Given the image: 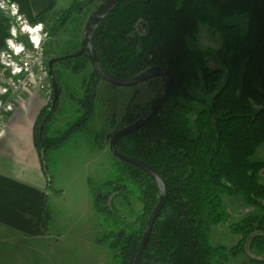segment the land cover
Returning a JSON list of instances; mask_svg holds the SVG:
<instances>
[{
    "label": "trees",
    "instance_id": "1",
    "mask_svg": "<svg viewBox=\"0 0 264 264\" xmlns=\"http://www.w3.org/2000/svg\"><path fill=\"white\" fill-rule=\"evenodd\" d=\"M11 1L32 23L55 5L53 0L49 10L34 16L28 0ZM80 10L73 1L50 31L65 27ZM244 18L245 31L231 23ZM5 23L0 11V51L8 37ZM200 26L221 36L219 50L195 48ZM94 50L104 69L117 78L131 79L162 67L174 79L168 99L151 122L118 144L123 154L153 168L168 193L137 264H226L240 256L248 258L243 264H264V163L254 160L264 145V0H125L98 29ZM61 61L73 64L74 71L91 64L86 52ZM88 79L84 97L78 100L82 115L72 127L58 137L48 136L57 106H46L37 119L35 146L47 175L48 154L83 130L94 115L103 80L94 68ZM140 117L139 107L131 102L119 126L128 127ZM116 122L111 119V125ZM118 165L121 177L102 187L112 192L96 198L94 207L105 221L121 226L123 217L113 200L123 197L130 206L132 194L125 183L138 187L143 212L137 228L125 226L98 241L109 243L115 258L129 264L160 193L144 171L122 161ZM226 198L242 199L254 211L229 226L231 235L239 238L230 248L212 243L214 229L231 217ZM42 212L48 224L46 201Z\"/></svg>",
    "mask_w": 264,
    "mask_h": 264
},
{
    "label": "crops",
    "instance_id": "2",
    "mask_svg": "<svg viewBox=\"0 0 264 264\" xmlns=\"http://www.w3.org/2000/svg\"><path fill=\"white\" fill-rule=\"evenodd\" d=\"M28 1L34 16L49 10L53 2ZM45 107L44 95L37 90L23 95L14 112L5 117L0 135V264H64L81 252L86 253V263L91 264L96 242L108 230L105 220L99 221L91 184L96 186V181L109 173L112 178L115 161L109 147L110 129H106L105 141H98L91 119L79 136L70 141L69 147L74 150L70 155L81 160L84 168L79 175L75 171L69 175L71 171H67L70 181L63 186L59 173L46 174L35 146L36 122ZM50 130L48 136L52 137ZM60 149L55 150L59 155ZM103 180L100 185L108 182ZM69 193L78 196L75 203H68ZM61 200L67 212L70 205L76 204L84 211L77 221L71 214L62 219L63 223L66 221L63 225L71 226L62 234ZM43 201L51 214L48 224L42 212ZM76 226H82L81 230ZM106 246L99 248L106 253Z\"/></svg>",
    "mask_w": 264,
    "mask_h": 264
},
{
    "label": "rangeland",
    "instance_id": "3",
    "mask_svg": "<svg viewBox=\"0 0 264 264\" xmlns=\"http://www.w3.org/2000/svg\"><path fill=\"white\" fill-rule=\"evenodd\" d=\"M7 1L10 2V4L16 5L19 11L18 17L20 15L22 18L21 20H18V17H13L11 14H7L6 11L0 10L3 15V19L6 20L5 24L8 26V37L6 39L5 46L0 51V53L4 50L6 51L8 45L10 46L11 44H13L14 47L27 46L30 44V39L34 38L35 41H40L43 46L46 66L48 65V61L54 58L59 59L58 62L53 65L54 76L57 81L58 88L60 89L59 101L49 125V130L52 126L49 133L50 136H52L51 138L58 137L70 127H72L81 117L82 111L78 100L84 97L86 86L88 85V78H90L93 73V67L91 64H88L85 69L74 71L73 64L61 60L70 59L68 56H71L79 51L88 19L103 0H55V5L51 11L48 12L37 23L29 22L21 14L20 7L16 3L12 2L11 0ZM73 1H76L78 4H80V13L74 15L65 27L58 28L55 31H50V28L58 20L61 13H63ZM10 4L9 6H11ZM244 19H234L231 21V23L245 31L246 19ZM33 28H36L34 29L35 31ZM188 45L193 47L194 44L191 41H188ZM221 46L222 39L218 33L211 31L206 26H200L195 48L202 51L210 49L215 52L219 50ZM211 61L214 64V60L211 59ZM1 67L2 66L0 65V68ZM163 85L164 80L161 78L128 88H119L108 84L105 81H100L97 87V93L94 102L95 112L92 117V121L90 120L92 122V130H95L98 133V141L104 142L106 129H110L108 138L110 143V136L121 129L119 122L125 115L126 108L131 102L139 107V113L142 116L153 103ZM198 89L199 88L193 90L197 91ZM112 118H117V122L114 126L111 125ZM80 132L72 135L68 141H66L65 144L60 147L61 149L59 148L61 150V155L58 154L59 151L52 150L47 156L45 165L47 167L48 174L50 176H54L56 173H59L58 179L63 186H65L66 181H70L69 177L67 176V171H71L69 175H73V171L79 175L82 173L84 168L81 160H78L74 156L70 155V153H72L74 150L69 147L70 144H72L71 142L75 140L77 136H79ZM113 158L115 164L112 178L109 173L107 176L99 178L96 181V186L91 184L94 188V202L98 196H107L108 192H112L110 188L107 190L102 188L107 182L103 185H100V181L107 179L108 182H113L117 181L121 177L118 165L119 160L115 156ZM254 160L264 163V145L257 150ZM261 177V182L264 184V171L261 173ZM125 184L132 194L130 197L131 205H127V202L123 197H118L113 200L112 204L114 208L120 213L123 219L121 226H115L112 222L104 221L108 227L105 235H108L111 232H118L122 228H125V226H129V230H134L137 228L136 222L138 216H140L143 212V204L140 202L138 187L129 181H127ZM67 197L71 201L68 202L70 204L73 202L75 203L77 201L75 200V197L78 196L75 195L73 197V195L69 193ZM63 202L64 201L61 200V234L63 231L69 230V227H71H68L67 224L63 225L66 223L65 220L63 223L62 219L64 217L67 218L68 215L71 214L73 215L75 221H77V219L82 217V213L84 214L82 208H80L77 204L75 206L70 205L69 208L66 209L69 212L65 211ZM225 204L231 217L228 223L221 224L214 229L212 234V243L215 246L222 245L230 248L237 243L239 238L231 235L229 226L254 213V211L248 209L242 199L226 198ZM98 218L100 222L104 219L99 214ZM92 221H94V219ZM77 227V230L79 231L82 228V226H76V228ZM103 236L100 237L102 238ZM106 244L108 247L106 246L105 248L108 249L109 243L96 242L95 254H92V258L90 257L91 264H122L120 260L115 258V254L114 257L112 256V250H110V248L108 249L109 251H106V253H104L103 250L99 248L101 245ZM79 255L80 256L76 257L73 256V259H69L68 262H64V264H87V257H85L86 253L81 252ZM246 261H248L246 256H240L235 259H230L226 264H243Z\"/></svg>",
    "mask_w": 264,
    "mask_h": 264
},
{
    "label": "water",
    "instance_id": "4",
    "mask_svg": "<svg viewBox=\"0 0 264 264\" xmlns=\"http://www.w3.org/2000/svg\"><path fill=\"white\" fill-rule=\"evenodd\" d=\"M124 1L125 0H103L102 3L96 8V10L88 19V22L84 30L80 51L68 57L70 58L77 57L80 54L86 52L88 54L92 67L99 74L101 79L107 82L108 84H111L119 88L135 87L160 78L164 80L163 87L159 91L153 103L146 110V112L132 125L122 128L117 132H115L112 135L109 143V147L112 154L119 161H122L126 164H129L144 171L156 184L160 193L159 201L148 219L147 227L144 232L141 243L138 246L135 253L133 254L129 263V264H137L138 260L140 259L141 255L143 254V252L145 251L148 245L155 223L166 204L168 193L165 182L153 168H151L149 165H147L145 162L139 159L123 154L119 150L118 144L123 138H126L131 134L139 131L141 128H143L145 125L151 122V120L157 115L159 110L162 108L163 104L168 99L174 79L171 72L168 69L162 67L149 68L142 74L131 79H120L107 72L104 69V67L101 65L94 50V41H95L96 33L100 28V26L103 24V22L110 16V14ZM58 60L59 59L54 58L48 61V65H47L49 78L52 83L53 92H54L51 109H54L59 101V88L53 72V65L56 62H58ZM97 199L99 200L100 196H98Z\"/></svg>",
    "mask_w": 264,
    "mask_h": 264
},
{
    "label": "built area",
    "instance_id": "5",
    "mask_svg": "<svg viewBox=\"0 0 264 264\" xmlns=\"http://www.w3.org/2000/svg\"><path fill=\"white\" fill-rule=\"evenodd\" d=\"M7 0H0V10L18 17V8ZM19 15L18 20H21ZM36 28H33V30ZM35 31V30H34ZM31 33V32H30ZM0 135L5 117L14 112L21 97L34 90L44 95L46 106L52 104L53 87L46 66L45 52L41 42L30 39L27 46L14 47L0 53Z\"/></svg>",
    "mask_w": 264,
    "mask_h": 264
}]
</instances>
